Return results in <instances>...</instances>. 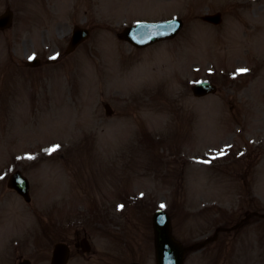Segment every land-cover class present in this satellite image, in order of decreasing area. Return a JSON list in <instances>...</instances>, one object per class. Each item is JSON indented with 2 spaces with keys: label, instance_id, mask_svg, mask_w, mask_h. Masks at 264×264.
Masks as SVG:
<instances>
[{
  "label": "rangeland",
  "instance_id": "1",
  "mask_svg": "<svg viewBox=\"0 0 264 264\" xmlns=\"http://www.w3.org/2000/svg\"><path fill=\"white\" fill-rule=\"evenodd\" d=\"M6 7L14 22L0 34V91L14 90L0 103V264L11 259L5 233L15 259H41L64 228L69 238L85 228L100 251L72 264H155L157 209L175 217L185 245L233 214L227 229L250 214L246 189L264 212V0H0V14ZM217 11L219 26L197 21ZM174 17L185 25L172 41L135 50L115 36L138 21ZM76 25L92 34L73 54L24 68L32 53L64 55ZM200 80L217 82L219 92L193 98L188 86ZM156 84L162 101L152 98ZM166 135L155 149L140 143ZM232 137L231 151L221 150ZM16 169L33 179L28 205L4 191ZM237 196L246 200L235 209ZM242 227L184 263L264 264V221ZM226 243L234 246L228 255L218 251Z\"/></svg>",
  "mask_w": 264,
  "mask_h": 264
},
{
  "label": "water",
  "instance_id": "2",
  "mask_svg": "<svg viewBox=\"0 0 264 264\" xmlns=\"http://www.w3.org/2000/svg\"><path fill=\"white\" fill-rule=\"evenodd\" d=\"M10 16H5L4 18L0 19V28H4L9 25V19ZM208 20L216 22V19L213 18H208ZM178 25L177 29L180 28V23L179 22H167L165 24H159V25H147V24H139L136 28H130L125 31L124 34H122L123 37L126 39H129L131 42L135 43L132 38L131 34H134L135 32H138L144 36L148 35V33H156L160 30H165L166 28L172 26V25ZM162 35V34H160ZM163 37H156L149 42L161 39ZM148 42V43H149ZM136 44V43H135ZM207 88L205 86L199 87L198 93H203L206 91ZM169 219L167 216L162 213L158 212L155 214L154 219H153V224H154V229L156 233V253H157V259L158 263L157 264H181L182 262V255L183 252L180 248L176 246V244L172 241L171 236H170V226H169ZM155 253V254H156Z\"/></svg>",
  "mask_w": 264,
  "mask_h": 264
},
{
  "label": "snow or ice",
  "instance_id": "3",
  "mask_svg": "<svg viewBox=\"0 0 264 264\" xmlns=\"http://www.w3.org/2000/svg\"><path fill=\"white\" fill-rule=\"evenodd\" d=\"M56 57H52V59H55ZM30 59H32V57H30ZM248 71V69H239L238 70V72H240V73H244V72H247ZM57 148L59 147V146H56ZM56 150V148H53V149H50L49 150V152H52V151H55ZM221 155H223V153H221ZM121 207H123V206H121ZM161 207H164L163 205H161Z\"/></svg>",
  "mask_w": 264,
  "mask_h": 264
}]
</instances>
